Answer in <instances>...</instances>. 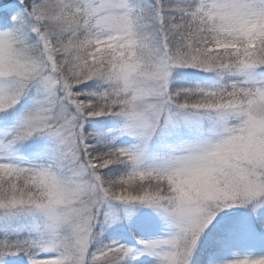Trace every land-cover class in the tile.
I'll use <instances>...</instances> for the list:
<instances>
[{
	"label": "snow or ice",
	"instance_id": "obj_1",
	"mask_svg": "<svg viewBox=\"0 0 264 264\" xmlns=\"http://www.w3.org/2000/svg\"><path fill=\"white\" fill-rule=\"evenodd\" d=\"M0 264H264V0H0Z\"/></svg>",
	"mask_w": 264,
	"mask_h": 264
}]
</instances>
